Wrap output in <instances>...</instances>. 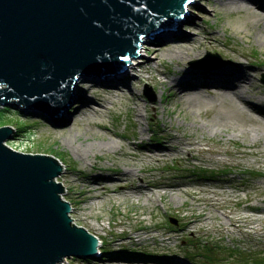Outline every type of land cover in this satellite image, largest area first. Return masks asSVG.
<instances>
[{"label": "rangeland", "instance_id": "1", "mask_svg": "<svg viewBox=\"0 0 264 264\" xmlns=\"http://www.w3.org/2000/svg\"><path fill=\"white\" fill-rule=\"evenodd\" d=\"M212 4L214 0H197L187 16L195 25L188 24V19L184 23L181 22L176 29L194 36L198 42L193 46L186 43L182 37L178 38V35H175V39L168 35L164 39L144 38L143 40L148 41V48L140 47L139 54H143L151 63H142L143 66L134 65L127 73L128 65L115 77L78 76L77 79L83 81L82 87L90 86L91 89L83 91L80 85L74 83L73 91L76 94L68 108L58 118L50 119L35 110L16 108L14 105L0 108V126L14 128L13 138L6 142L7 146L22 153L51 155L61 164L62 177L56 178V181L63 182L66 187L67 192L61 197L70 206V199H75L76 206H81L80 200L85 194L84 185L90 181H98L105 186L104 190L99 191L100 194L102 191L111 192L109 197L93 204V207L89 206L87 211H82L78 215L74 212V216L85 218L86 222L80 220L72 224L95 233V237L101 243L100 253L113 252L104 254L108 256L107 260L100 259L102 254L100 257L86 260L77 257L65 258L68 259L65 264H162L165 261L171 264H252L253 261L264 264V221L258 226V223L244 218L245 221L242 219L240 223V231L233 235L226 232L223 223H219L225 222L220 216L203 227L185 229V222L195 218V215L191 216V198L185 197L184 194H182L184 199L164 195L149 202L140 197L119 203L116 201L121 198V193L131 189L139 181L133 177L110 182L100 179L102 178L100 175L114 176L123 170L122 164L111 160L112 152L104 151L98 146L102 134L105 133L107 136L116 133L117 140L124 143L136 142L140 127L149 124L150 131L144 136L152 139L146 138L145 142H153L159 147L164 142V131L176 134L173 129L179 124V130H185L186 134L191 130L197 131L193 137L200 143L198 146L200 149L193 152L196 155L194 158L183 154L179 159L171 157L159 163V169L154 171L155 180L180 182L184 184L182 187L185 190L199 192V195L195 196L199 201L196 199L195 204L200 203V206H203L205 203L206 207L202 208V210L206 208L205 212L211 208V203L204 201L207 197L216 198L222 206L232 208L241 214L252 213L244 211V208L247 204L257 203L256 188L264 185V165H256L253 156L240 155L241 151L250 150L244 147L245 143L240 138L244 136L239 133L243 122L236 116H226L227 112L221 105H214L213 110L206 113L204 103L185 104L175 97L176 91L167 81L162 85L159 83L165 76L167 78L179 76L178 73H181L179 70L182 69L208 70L206 67H194L192 63L203 59L209 53L224 57L220 66L225 64L227 59L234 57L260 64L264 69V30L259 28L263 26V22H259L252 29L253 34L259 32L257 36L246 35L245 31L241 30L244 25L239 22L238 17H241L240 21L252 23L255 17L253 19L244 11L236 12L218 5L214 12ZM259 11L264 13V9ZM259 16L264 20L263 15ZM207 35L216 36L220 42L214 43L208 37L203 38ZM224 44L231 47L228 50L222 49V52L215 49L225 46ZM174 48L184 53L179 57L169 58L168 51ZM154 54L160 55V61L157 63L153 58ZM134 60H131L130 64ZM211 67L210 69L217 68L214 65ZM260 71L257 74V84L264 88L262 82L264 70ZM109 78L113 80L106 81ZM149 78H153L154 81ZM119 81L123 82V85ZM211 88L212 86L202 88L206 91L203 93L213 94ZM115 94L118 96H113ZM106 99L112 102H107L110 109H103L100 105L105 103ZM204 100L209 101L207 98ZM86 101L88 106L83 105ZM135 101L145 107L143 110L145 119H141V123L136 120ZM80 108H83V113H79ZM162 108L170 113L163 112ZM194 117L196 124L213 119L215 125L206 127L203 132L198 131L196 129L198 126L191 122ZM170 118L173 121V129H168L167 121ZM233 126L234 133L232 130H226L227 127ZM17 127L21 128V131L16 132ZM237 133L239 137L234 138L233 135ZM120 134L126 136L128 140L120 138ZM229 137L231 139L227 140ZM238 184L242 185L239 201L233 195L227 196L226 193L217 192L219 190L217 185H222L229 192L231 185ZM204 186L206 189L214 190L211 191L213 193L203 197L200 191ZM251 186L254 194L245 199V194ZM72 205L76 207L73 203ZM262 206L264 207V204ZM212 208L216 210L217 206L213 204ZM196 209L197 207L194 211L198 212ZM219 211L221 210L212 213L219 214ZM99 224L102 225L101 228H97ZM123 252L127 254L124 256L121 254ZM138 254H141V257Z\"/></svg>", "mask_w": 264, "mask_h": 264}, {"label": "water", "instance_id": "2", "mask_svg": "<svg viewBox=\"0 0 264 264\" xmlns=\"http://www.w3.org/2000/svg\"><path fill=\"white\" fill-rule=\"evenodd\" d=\"M192 2L0 0V108L60 117L78 76L121 74L139 57L144 38L179 28ZM223 60L209 53L192 64L212 68ZM13 132L0 126V264L97 257L100 241L72 224L70 204L61 197V164L51 155L10 148Z\"/></svg>", "mask_w": 264, "mask_h": 264}, {"label": "bare ground", "instance_id": "3", "mask_svg": "<svg viewBox=\"0 0 264 264\" xmlns=\"http://www.w3.org/2000/svg\"><path fill=\"white\" fill-rule=\"evenodd\" d=\"M197 0H193L191 5L188 6V11L192 9L193 6L196 5ZM224 7L226 9L241 12L244 11L246 14H249L252 18L255 17L254 23L247 22V21H240L241 17L239 16V22L244 25V28H242V31H245L246 35L253 34V30L255 25L259 22H263V26L259 27L262 30H264V20L260 18L259 15H263L264 13L259 11L264 9V0H214V4H212V10L215 12L216 6ZM192 6V7H191ZM190 17H186L182 22L184 23L185 20H188ZM188 24L195 25V22H192L190 19L187 21ZM241 31V32H242ZM184 32V31H183ZM182 30H173L164 32L159 36L154 37L152 40L156 39H164L166 35L170 36L171 39H175V35H178L177 37H182L185 39L186 43H189L190 45H194L196 42V38L194 36L188 35L187 33H183ZM261 32V31H260ZM259 32H256L254 35H258ZM167 36V37H168ZM209 38L214 43L220 42L219 39H217L216 36H204L203 38ZM161 41V40H159ZM147 40H143L140 43L141 49H146L147 47ZM225 45V44H224ZM231 47V46H229ZM228 46H222L221 48H215L218 49L220 52H222V49H229ZM191 48V47H190ZM193 48V47H192ZM187 50V48H185ZM192 50V49H190ZM194 50V49H193ZM145 51V50H144ZM147 53V51H145ZM181 53H184V51L180 49H170L168 51L169 58L172 57H179ZM139 59H135L132 64H129L128 66V72L129 73L134 65L137 66H143L144 64L151 63L148 59H145V56L143 54H139ZM228 55V54H226ZM160 55H153V58H155V63L159 62ZM137 60V61H136ZM226 60V59H225ZM229 61V62H228ZM153 62V61H152ZM141 63V64H140ZM144 63V64H142ZM196 67V66H194ZM205 69L208 70H188V69H182L179 70L181 73L177 77L173 78H167L165 75V78L162 80H159V83L162 85L166 81L174 88L175 97L179 101H184L185 104H196V103H204L205 104V111L213 110L214 105L218 106L221 105L225 112H227L226 116H236L238 119H240L243 124L241 125V131L239 133L243 134V137H240L245 145V148H248L250 150H243L240 152V155H243L242 157L246 155L253 156L254 160L253 162L258 164L264 165V88H262L259 84H257V74L260 73V70L262 69V66L260 64L251 63L244 60L234 59V57H231L227 59V62L223 65H219L217 68L210 69L209 67H206ZM187 70V71H183ZM115 77V76H114ZM113 79H108L106 81H111ZM149 80L154 81L153 78H149ZM121 81V80H120ZM119 81V82H120ZM82 82L80 79L75 80V84L80 85L82 87ZM123 82H120L122 84ZM90 85V84H89ZM123 85V84H122ZM212 86L211 92L213 94H205L203 92H206L205 90H202V88ZM83 91H88L91 89L90 86L88 87H82ZM132 93V92H131ZM113 96H118V94H115ZM209 99V101L204 100V98ZM107 102L112 103L110 100L106 99L105 103H100L103 109H110L107 107ZM87 101L83 105H87ZM158 106V103H156ZM81 104V106H83ZM88 106V105H87ZM156 109V106H154ZM83 108H80L78 111L79 113L82 112ZM134 109H135V116L137 122L141 123V119H145V115L143 114V110H145V107L142 105H139L136 101L134 102ZM157 110V109H156ZM163 112H166L169 114L170 112L166 111L167 109L162 108ZM180 116L177 117L179 119ZM172 118L167 121L168 129H173L172 125ZM192 124L194 126H198L196 129L198 131L203 132L206 127L210 128L215 125L213 123V119L206 120L202 124H196L195 117L191 120ZM147 123V122H146ZM102 125V124H101ZM103 127V126H102ZM176 129H173L176 131V134H171L168 132L163 133L164 136V142L159 145V147H156L153 142H145V139L148 138L151 140V137L144 136L145 133L150 131V125H146L145 127L141 126L139 129V138L135 140L136 142H128L124 143L120 140L115 139L118 137L116 133H111L112 135H105L102 134V136L99 138V142L97 143L98 146L107 152H112L111 160L118 161L121 166L123 167V170L120 171V173H116L114 176L112 175H100V179H104L107 182L125 179L126 177H133L136 178L139 183L131 187V189H128L126 192L121 193V198L117 199L116 202L124 203V200L130 199L135 200L139 199L140 197H143L146 202L154 201L156 198H161L164 195H167L169 198H182V194H184L185 197L191 198L192 202L190 205L191 210V216L195 215V218H193L190 221L185 222V229L194 230L195 227H203L209 222H212L215 220L216 217L220 216L225 219V222L219 221L220 224H224L225 230L228 234H234L235 232L240 231V226L242 221H245L244 218L258 223V226L261 221H264V207L262 204H264V185L257 186L256 190V202L253 204H247L244 208V211H252L251 214H241L240 212L233 210L229 207H224L220 203V201L216 198H207L205 196H208V194H211L214 190L206 189V187H202L201 194H203L204 201H208L207 203H211V208L208 209L206 212V208L202 210L203 207H206V204L204 203L203 206H200V203L195 204V200L197 197L196 195H199V192H190L188 190H185L182 186L184 184L180 182H169V181H156L154 171H157L159 169V163L165 162L171 157L175 159H179L181 155L188 154V157L194 158L196 155L193 153L196 150H199L198 146L200 143L198 141H195V138L193 137L194 133H196V130L189 131V134L185 133V130H179V124L176 125ZM226 130H232V132H235V127L228 128ZM214 131V130H213ZM212 131V132H213ZM203 136V135H202ZM201 139H203V137ZM120 138L125 139L126 141L128 138L124 136L123 134L119 135ZM234 138H238V133L233 135ZM231 137L227 138V140H230ZM126 145V146H125ZM82 150L85 151V148L82 147ZM215 153V152H214ZM87 156H85L86 158ZM213 161V160H211ZM109 170V169H107ZM153 171V173H148ZM148 173V174H147ZM231 175V173L229 174ZM112 176V177H111ZM59 177H62V173ZM127 179V178H126ZM141 182V183H140ZM61 186L63 187V193L67 192L66 187L64 186L63 182H59ZM143 183V184H142ZM101 182L98 181H90L87 185H84L85 187V194L83 198H81V206H76V200L70 199L71 201V211L69 213L70 219L72 223H78V221L82 220L84 222L85 218L74 216L73 213L75 212L77 215L82 211H87L89 209V206L93 207V204L100 203L105 197H109V193L111 192H100L101 190L105 189V186L101 185ZM219 187V190L217 192L219 194H228L227 196H235L238 198L237 201L240 200V189L242 188V185H231L230 191L227 192L222 185H217ZM109 188V187H108ZM254 194L253 186L250 187V190L246 192L245 199H248L252 197ZM155 197V199H154ZM162 201V199H160ZM199 200L197 199V202ZM72 203L76 206L74 207ZM217 206L216 210L219 211V214H214L212 210L213 204ZM197 207L196 210H199L198 212L194 211V208ZM195 212V213H194ZM95 227V224L94 226ZM102 225H98L97 228H101ZM99 238V237H98ZM170 240V238H168ZM87 259V258H83ZM89 259V258H88ZM162 259V258H160ZM159 259V260H160ZM162 264H171V262H163Z\"/></svg>", "mask_w": 264, "mask_h": 264}, {"label": "trees", "instance_id": "4", "mask_svg": "<svg viewBox=\"0 0 264 264\" xmlns=\"http://www.w3.org/2000/svg\"><path fill=\"white\" fill-rule=\"evenodd\" d=\"M25 127H26V126H25ZM18 131H21V128H18V127H17L16 132H18ZM112 252H113V251H111V252H110V251H108V252L105 251L104 253H101V255L103 254V256L100 257V259H101L102 261L105 260V259L107 260V259H108V258H107L108 256H106V255H104V254H109V253H112ZM121 254L125 256V255L127 254V252H123V253H121ZM140 255H141V254H138V256H140ZM134 256H137V255H134ZM140 257H141V256H140ZM252 264H258V263H256V261H253Z\"/></svg>", "mask_w": 264, "mask_h": 264}, {"label": "built area", "instance_id": "5", "mask_svg": "<svg viewBox=\"0 0 264 264\" xmlns=\"http://www.w3.org/2000/svg\"><path fill=\"white\" fill-rule=\"evenodd\" d=\"M67 261H68V259L64 258V260L62 262L58 263V264H65V262H67Z\"/></svg>", "mask_w": 264, "mask_h": 264}]
</instances>
